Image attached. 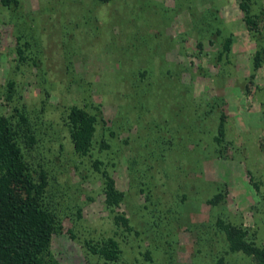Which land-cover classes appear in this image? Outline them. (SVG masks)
<instances>
[{"label":"rangeland","instance_id":"374dc122","mask_svg":"<svg viewBox=\"0 0 264 264\" xmlns=\"http://www.w3.org/2000/svg\"><path fill=\"white\" fill-rule=\"evenodd\" d=\"M258 49L264 0L0 4V114L27 117L33 142L19 143L33 178L44 174L58 264H101L87 245L106 238L117 264H253L228 250L215 221L264 246ZM72 106L97 119L83 154L69 134ZM102 170L124 193L117 207L104 204Z\"/></svg>","mask_w":264,"mask_h":264},{"label":"trees","instance_id":"16d2710c","mask_svg":"<svg viewBox=\"0 0 264 264\" xmlns=\"http://www.w3.org/2000/svg\"><path fill=\"white\" fill-rule=\"evenodd\" d=\"M0 4L14 9L17 0H0ZM240 8L245 12L247 28L254 29L255 22L247 14L246 4L241 3ZM228 44L229 38L224 42V51L228 49ZM263 60L264 49L256 50L252 58L253 69L258 68ZM7 95L10 98V90ZM16 116V121H11L0 114V264H58L50 251V241L59 229L54 214L42 201L46 184L44 174L40 173L39 179L35 180L23 158L19 142L24 140L30 144L33 136L27 117L17 111ZM67 120L75 150L85 153L97 122L96 116L72 106ZM106 146L101 145L102 148ZM95 168H98L97 162ZM101 172L104 204L108 208L117 207L124 193L115 187L114 179L105 170ZM220 198V194H215L208 202L215 204ZM114 221L124 228L128 227V219L120 213L115 214ZM215 224L223 233L229 251L249 256L253 264H264V246L250 239L246 229L219 218ZM87 246L92 253L104 257L101 264H117L121 250L113 239L106 238ZM146 257L150 259L148 255Z\"/></svg>","mask_w":264,"mask_h":264}]
</instances>
